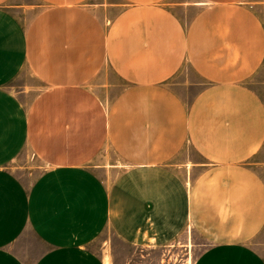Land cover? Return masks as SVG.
Here are the masks:
<instances>
[{
    "label": "crops",
    "instance_id": "0c3cea01",
    "mask_svg": "<svg viewBox=\"0 0 264 264\" xmlns=\"http://www.w3.org/2000/svg\"><path fill=\"white\" fill-rule=\"evenodd\" d=\"M188 228L194 264H264V0H0V264H116Z\"/></svg>",
    "mask_w": 264,
    "mask_h": 264
},
{
    "label": "rangeland",
    "instance_id": "374dc122",
    "mask_svg": "<svg viewBox=\"0 0 264 264\" xmlns=\"http://www.w3.org/2000/svg\"><path fill=\"white\" fill-rule=\"evenodd\" d=\"M102 79V74H100L95 82H100L98 88H100L102 95L107 96L106 91L108 87L102 86ZM9 87L20 98L26 110L30 109L42 89L38 79L29 70L22 71L20 75L10 82ZM115 91L114 88L109 93V96L110 94L113 96ZM10 167L26 183H30L48 165L27 145L22 154L10 164ZM258 240L264 243V231ZM114 243L117 246L119 256V262L117 259L116 264H194L198 255L207 246L205 239L198 235L192 228H188L184 235L174 244L163 248L140 251L128 245L124 246L117 241H114ZM253 243L256 242L254 241Z\"/></svg>",
    "mask_w": 264,
    "mask_h": 264
}]
</instances>
